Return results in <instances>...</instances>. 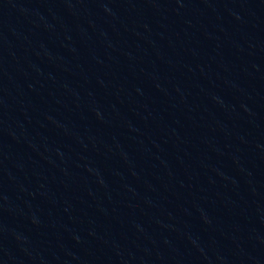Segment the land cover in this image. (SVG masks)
<instances>
[{
	"label": "water",
	"instance_id": "1",
	"mask_svg": "<svg viewBox=\"0 0 264 264\" xmlns=\"http://www.w3.org/2000/svg\"><path fill=\"white\" fill-rule=\"evenodd\" d=\"M0 264H264V0H0Z\"/></svg>",
	"mask_w": 264,
	"mask_h": 264
}]
</instances>
